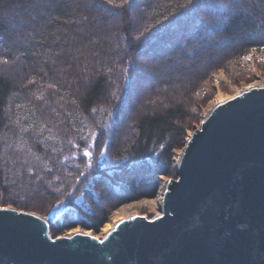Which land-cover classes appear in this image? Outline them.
<instances>
[{
    "label": "trees",
    "instance_id": "16d2710c",
    "mask_svg": "<svg viewBox=\"0 0 264 264\" xmlns=\"http://www.w3.org/2000/svg\"><path fill=\"white\" fill-rule=\"evenodd\" d=\"M141 1L46 0V8L38 5L43 12L36 22L48 35H40L38 29L35 35L41 37L34 41L25 36L19 42L17 37L15 45L7 42L0 50V204L25 208L29 202L40 201L41 208L46 203L44 210L30 209L44 215L56 212L53 233L76 225L98 229L107 222L113 207L154 196L158 186L155 175L169 174L171 151L191 117L189 103L206 93L215 64L240 71L241 65L264 55V0H212L209 5L206 0ZM89 2L118 11L120 28L104 32L94 21L104 12H90L86 7ZM221 2L228 11L219 6ZM34 4V0H0L1 40L6 35L9 40L14 38L2 19V10ZM128 5L151 12L139 38L131 33ZM213 17L218 18L219 25L209 22ZM87 18L89 22L83 23ZM56 27L66 39L87 38L89 42L103 31L104 40L91 43L86 60L81 56L75 63L68 42H53L50 32ZM187 31L185 43L180 42L178 50L168 51V56L166 50ZM113 32L126 48L110 49L108 37ZM60 34L55 39L61 38ZM144 40L163 47L158 52L163 55H159L160 61L179 57L199 61L212 54L213 60L190 71V77L181 82L177 94L185 102L174 100L176 92L170 89L165 94L168 100H155V104L136 110L128 118L131 125L126 133V113L134 107L130 96L144 72L142 66L136 68L134 64ZM204 42L210 46L205 47ZM222 44L228 46L226 52L212 50V46ZM47 45L57 51L52 62L43 57ZM85 65L91 74L81 71ZM118 99L122 100L120 107ZM25 188L29 190L22 192ZM40 191L43 195L38 194Z\"/></svg>",
    "mask_w": 264,
    "mask_h": 264
},
{
    "label": "water",
    "instance_id": "95a60500",
    "mask_svg": "<svg viewBox=\"0 0 264 264\" xmlns=\"http://www.w3.org/2000/svg\"><path fill=\"white\" fill-rule=\"evenodd\" d=\"M163 185L162 214L90 236L0 204V264H264V85L196 124Z\"/></svg>",
    "mask_w": 264,
    "mask_h": 264
},
{
    "label": "rangeland",
    "instance_id": "374dc122",
    "mask_svg": "<svg viewBox=\"0 0 264 264\" xmlns=\"http://www.w3.org/2000/svg\"><path fill=\"white\" fill-rule=\"evenodd\" d=\"M35 4L33 6L30 7H19V6H15V7H11L10 9L7 10H2V19L9 25L10 29L14 32V38L13 40H9L8 36H4V38L1 40L0 39V50L3 48L4 45L7 44V42L9 44L15 45V42H17L16 38H19V42H23L24 39H26L28 37V39H30L31 41H34L36 39V37L39 35H35V33L38 31V29H40V35H48L47 33H45V30L43 28V25L41 24H37L36 20L37 17L39 15V13L43 12L42 10H38V5L42 6L44 8H46V0H34ZM73 1H78V0H73ZM79 1H89V0H79ZM103 1V0H102ZM143 1V0H142ZM141 1V2H142ZM212 0H206V2L208 3V5L211 3ZM240 1V0H239ZM238 1V3H240ZM243 0H241L242 2ZM44 2V4H42ZM105 2V1H104ZM109 5V4H108ZM220 7H225L226 11H228L229 9L225 6V3H220L219 4ZM86 7L88 8V10L91 11H103L104 15L102 17H97L94 21L96 25H99L104 32L107 33V31L109 29H115L116 28H120L121 25V15L119 14L118 11L114 10V9H109V10H105L104 8L100 7V5L98 3H91L89 2ZM211 7V6H209ZM128 10H129V14H130V21L133 23V28L132 30V35L133 37H138V34H140V32L142 31V27L144 26V20L145 18L151 13L150 10H148L147 8H138L137 5L136 7H131V5H128ZM214 9H212L213 11ZM214 12V11H213ZM207 14H209V18L211 17V14L207 11ZM212 13V12H211ZM204 16H207L206 14ZM144 17V18H143ZM30 18L32 19V24L30 22ZM218 18L217 17H213L209 22H214L215 25H219L218 24ZM89 18H87V21H83V23H87ZM80 21V20H78ZM36 22V23H35ZM31 24V26H28V24ZM78 23V22H77ZM87 25V24H85ZM35 26V27H34ZM80 26V24H79ZM81 26H83L81 24ZM80 26V28H81ZM32 27V28H31ZM34 27V28H33ZM112 27V28H111ZM190 29V28H189ZM63 30V29H62ZM87 30V29H86ZM83 32V29L81 28V30ZM101 31L98 36H93L89 42L87 38H85V40H82L81 38L77 37V39L71 40V39H66L65 33H61V30L59 29V27L56 28H52L50 35H52V37H54V41L53 42H59L60 44L65 42V43H69L70 48L69 53L72 56V59L75 63L78 61L76 59L80 60V57L82 56V60H86L85 55L86 52L88 51V48L90 47L89 45L91 43L93 44H97L100 42V40H104V32ZM28 32V33H27ZM65 32V31H64ZM27 33V35H26ZM61 33V34H60ZM189 32H183L179 35L178 33V39H176L175 44L170 47V49L166 50L167 54L169 53L168 51H175L178 50V48H180V46H178L180 44V42H183V44L185 43V39L187 37V34ZM61 35L59 39H55L57 37V35ZM84 34V33H83ZM39 35V36H40ZM27 36V37H25ZM44 36H42V38L44 39ZM168 37V35H166ZM41 37V36H40ZM120 37H115L114 36V32L113 34L111 33L110 36L108 37V46L110 47V49L113 50H117L119 51L120 49H124L126 48L125 46H127L126 43L122 42L120 39ZM157 38V37H156ZM41 39V38H40ZM66 40V41H65ZM119 40V41H118ZM164 40V39H163ZM28 42V41H27ZM85 42H87L85 44ZM147 42V43H145ZM143 43L145 44V46L143 47L142 50H140L139 55L136 56V59L139 58L142 60L144 64V67L146 68V70H144V72H142L141 74H143L137 83H135L134 89H133V95L131 96V102L134 105L133 109L130 112H127V120L128 118H132V116H134L136 110H141L146 104H155L154 101H166L168 100L167 96H165V94L170 90V89H174V93L172 95V97L174 98V100H183L185 102L182 95H178L177 94V89L178 87H180V84L182 81H184L185 79H188V77H190V71H195L196 69H199V67H205L207 66L209 63H211V61L213 60V54L212 56L210 55L212 51L208 52V54L210 55V58L208 59H204L203 57L202 59L199 58L198 56V60L199 61H195L192 59H185L184 58H177L174 61L170 60L168 62L165 61H160L159 58V54L158 52H160L161 48L163 47H158V42H154L153 40H144ZM142 44V45H144ZM194 44V43H193ZM205 47L206 46H210L209 42L205 43ZM194 46V45H193ZM155 47V48H154ZM157 47V49H156ZM45 50H43V57L47 58L46 60L49 62H52L51 58L53 57L54 53H56V48L55 46H53V48L51 46H44ZM155 49L154 51L150 52L151 49ZM218 48L219 53H223L226 52L228 50V46L226 44H222L218 47H213L212 46V50ZM191 50H188V55L191 54ZM217 50V49H215ZM114 51V52H117ZM158 54V55H157ZM163 56V55H160ZM168 56H170V54H168ZM82 63V62H81ZM245 65H241V69L240 71H237V69H227L223 67V65H221L219 67L218 62L215 64V68L211 73L210 76V83L208 85V88L206 90V93L204 95H200V97L198 98H194L191 99L190 101V114L191 117L189 119H187L186 123H185V127H184V131H183V135L180 136V138L178 140H176V147L172 149L171 151V169L167 168V171H169L168 175H155L157 180H158V186L156 188L155 191V196H158L159 192L161 191L160 186L161 183H163V180L169 176L172 175V171H173V166H174V162L178 159V157L182 154L187 138L189 137L190 133L192 132L193 128L195 127L196 124H198L201 120H202V116L204 115V113L206 112V110L212 105L213 100L217 97L218 94V88L219 86L222 88V91L224 93L227 94H234L239 88H242L246 85H248L251 82H263L264 83V55H261L257 58V60H254V62H249V63H244ZM83 67L86 68H82L81 71H84L83 73L89 75L91 74V70L87 69L88 65H85ZM86 71V72H85ZM33 78L31 77V80ZM176 90V91H175ZM45 96V94L41 95V99ZM165 96V97H164ZM121 98V97H120ZM117 102L119 103L118 106L120 107V105L122 104V100L119 101V99L117 100ZM166 105V104H165ZM126 120V121H127ZM129 121V120H128ZM127 121L126 124V133H128V128L130 130V125L131 122ZM35 187V185H33ZM20 188V187H19ZM21 191V189H19ZM29 189H22V192H27ZM39 195H43L42 191H40L38 193ZM150 199H152L151 197H146V198H141V199H135V200H130L128 202L122 203L118 206H115L111 209L110 211V215L109 218L115 214V212L122 206H126V205H130V204H134V203H144V206H141L139 208V211L141 213H150L153 217H156L157 215H160L162 212L159 211V207L158 205H149L148 203H146V201H148ZM42 199V198H41ZM42 201L44 202L45 199L43 198ZM32 202H29V205H27V207L25 208H20L21 210L27 211V212H31V213H37L42 215V213L35 211L33 209H30V207H39L40 206V201L38 202H33L34 204H30ZM14 205V204H13ZM16 206V205H15ZM46 207V203L41 205L42 210H44V208ZM108 218V219H109ZM106 223V222H105ZM105 223L100 226L98 229H93V228H85L82 225H76L74 227H71L69 229H67L68 231H71L72 229H76L78 228L79 231L77 232H71L74 235H82L83 234V230H88L90 231L91 235H95L98 232L103 230V226L105 225ZM66 229L64 230H55L53 235H62L65 232ZM84 235H87L84 234Z\"/></svg>",
    "mask_w": 264,
    "mask_h": 264
},
{
    "label": "bare ground",
    "instance_id": "6f19581e",
    "mask_svg": "<svg viewBox=\"0 0 264 264\" xmlns=\"http://www.w3.org/2000/svg\"><path fill=\"white\" fill-rule=\"evenodd\" d=\"M135 4H136V2H135ZM158 54L160 55V53H158ZM138 55H139V53H138ZM134 64H135L136 68H140L142 66L143 67V70H146V68L144 67V64L145 63H143L141 59H139V58L135 59L134 60ZM260 85H264V83L263 82H259V81H257V82L254 81V82H251V83H249L248 85H246V86H244L242 88H239L237 91L251 90V89H253V88L257 87V86H260ZM218 89L219 90H218L217 97L213 100L212 105L206 110V112L202 116V119H204L209 113H211L212 110L217 106V104L221 100L226 99V98H229V97H232L237 92L236 91L234 94H227V93H224L222 91V88L220 86H219ZM160 186H162V187H160L161 191L159 192L158 196L151 197L152 199L149 198V200L146 201V203H148L149 205H153V206L154 205H158L159 211H161V208H162V206L164 204V196H165L164 195V185H163V183H161ZM144 205H145L144 203H134V204H130V205H126V206L120 207L115 212V214L112 215L107 220V222L103 226V229H105L106 227H108L109 225H111L115 221H121V220L129 219L132 216H134L136 213H141L139 211V208L141 206H144ZM76 229H78V228H76ZM76 229H72L70 232H77ZM83 232L84 233H90V231H88V230H83Z\"/></svg>",
    "mask_w": 264,
    "mask_h": 264
},
{
    "label": "snow or ice",
    "instance_id": "6c2138e0",
    "mask_svg": "<svg viewBox=\"0 0 264 264\" xmlns=\"http://www.w3.org/2000/svg\"><path fill=\"white\" fill-rule=\"evenodd\" d=\"M245 59H250V57H245ZM86 155H88L87 153H86ZM76 231H79V229H76ZM87 235H91V233H87Z\"/></svg>",
    "mask_w": 264,
    "mask_h": 264
}]
</instances>
